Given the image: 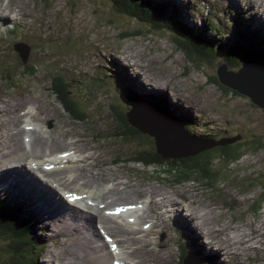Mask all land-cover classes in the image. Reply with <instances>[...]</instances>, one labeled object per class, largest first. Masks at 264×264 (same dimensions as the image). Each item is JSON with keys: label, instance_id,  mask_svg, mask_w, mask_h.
Segmentation results:
<instances>
[{"label": "rangeland", "instance_id": "374dc122", "mask_svg": "<svg viewBox=\"0 0 264 264\" xmlns=\"http://www.w3.org/2000/svg\"><path fill=\"white\" fill-rule=\"evenodd\" d=\"M12 1L10 6L13 9L22 3L28 4L27 8L33 18L32 22L30 21V25L22 29L21 33H26L27 29H29L32 36L41 45H38L36 48L33 44H30V51L26 49L29 52V60L24 65L19 61L20 57L17 59V53H14L12 49L14 43H20L17 38H22L18 33H9L12 29L9 23L0 27V91L18 94L17 87L7 86V80L2 78L5 75L16 82L19 81L18 83H20L22 89L26 88V83L30 84V87H34L39 81L49 83V86L43 89V96H45L48 93L47 89H51L53 81L55 80L54 84L56 85L57 78L61 77L64 83H66V85L63 84L68 97L75 100L80 108H87L88 120L86 124H77L64 120V126L59 123L56 128L62 129L63 132L67 129V132L64 133L68 136L84 137L92 147L99 150L103 149L106 144L107 147L103 149L101 155L108 152L120 153L124 157L122 159L124 161L130 158V153L134 155L138 152L137 148L139 149L144 146L132 141V136H126L125 140L121 137L117 139L112 134L120 130L119 128L125 123L123 121L124 117H126L127 111L131 108L128 101L125 104L120 90L116 94L114 88L117 84L128 96L129 94H137L148 99L149 97L147 96H157L164 105L159 104L169 108L176 115H183L185 112L192 115L195 118L194 127L196 130L194 133L197 136L204 131L206 134L212 133V135L219 138L242 136L241 142L244 143L260 141L259 143L262 146L255 148L257 149L256 151L250 148L244 150L240 146L239 141V147L244 150L245 154L242 157L243 159L233 164H227L223 159L217 160L214 165H207L205 171L202 170L203 172L198 169L196 174L191 175L190 181L180 182L179 184L176 182V175L170 177L161 169L145 168L139 163H126L125 167L122 166L123 163L116 165L113 163L115 158L109 155L100 162L103 165L98 172H102L105 175L115 174L121 177V182L124 185L120 189L125 194H131V190L125 188L129 179H131L132 184L138 182V185L141 183L161 184L169 191L178 194L176 198H178L177 203L181 207L182 214L191 215L195 212L189 206L190 199L188 198L194 197L195 201L199 202V208H214L213 215L209 218V223L214 232L217 233L216 230L222 229L225 224L229 225L223 232L225 237L223 235L217 236L216 233L211 236L209 228L207 231H204L199 226L200 221L196 220L197 222H194V218L189 215L187 220L193 222V227L186 230L190 233L188 234L189 239L187 241L182 237L184 234L183 230H180L181 224L175 218H172L168 224L172 228V231H169L167 227L159 226L160 223L158 222L156 228L159 230L152 238H155L156 249L163 250L164 252L165 259L161 264H176L180 260L181 251L176 244L178 237L175 233L179 236L181 235V241L185 243L188 251H192L190 243L196 250L202 251L205 254H219V264H264V242L255 234L258 230L264 234V225H261L264 222L261 220V217L264 216V112L261 109L253 107L245 98L231 96L226 90L219 91L218 88L207 82V78L215 76V67L220 61L217 60L216 63L215 61L211 63L202 62L196 68L192 67L191 64L193 63L171 42V35L170 37L168 35L167 39H160V37H165L166 33L162 32V34L155 37L156 34L135 30L138 26H144L129 19L128 21L124 18L125 16L110 11L106 0ZM165 1L167 2V0H163V2ZM174 1L176 6L173 9L182 14V19L189 28L198 30L203 27L204 30L205 20L206 22L212 20L216 23L219 20L218 23H223L219 29L224 30V33H227L230 38L233 33L232 27H234L231 24L232 13L240 11L246 18L254 16L253 9L248 11L245 3L248 2L254 6L258 4L257 0ZM4 2L7 4L8 0H4ZM153 3L159 4V2L155 1ZM80 5H84V7L79 10L77 7H81ZM49 6H53L52 9ZM58 7L60 10H55ZM255 9L257 11V6ZM258 9V13L261 14L260 17L263 16L264 9L260 10V7ZM35 10L40 11V14L35 15ZM55 11L57 12L55 13ZM79 13H85L86 19L84 14H81L80 17L83 21L78 22L77 28L75 23L78 20ZM95 15L98 21L97 25L95 24ZM49 19L52 20L50 26L53 27L50 30L40 25V22H48ZM80 22L86 25L85 28L79 26ZM108 23H114L115 25L110 28L108 27ZM103 26L106 27L101 29ZM119 28L124 30L125 36H129L128 32L134 30V32L138 31L141 33V36L120 39V34L116 31ZM206 35L211 36L209 33H206ZM212 35L214 36V34ZM229 37L222 38L218 41L217 45L224 44ZM13 39H15L14 42ZM18 50L25 51L24 48H18ZM129 56H133L134 58L128 60ZM33 57H35V64H39L33 70L37 72L26 74L28 77L22 79L20 72L16 68L21 72L25 68L27 71L31 70V66H33L31 59ZM139 65L145 66V69L138 68L137 66ZM247 65L251 64L247 63ZM104 66L108 67L106 68L108 72ZM127 66H132L135 71L127 68ZM4 67L6 68V72L3 71ZM239 68L240 64L235 63L234 65H230L229 70L237 72ZM12 69L16 70L11 71ZM147 76L155 77L163 85L162 90H154L153 85L155 84L152 80H147ZM94 79L103 82V88L99 89L100 84L99 82H94ZM30 87H27L29 88L28 90H30ZM37 87L38 85L35 88L36 91L38 90ZM61 89L63 90V88ZM103 89L107 92L113 91L115 94L108 93L105 95L101 92ZM32 91L31 89L30 93H27L25 97L31 103L36 104V96ZM50 93L48 104L57 107L58 112L61 114L63 111L61 105L58 103L56 96L52 92ZM111 97L114 100L110 114L108 104L111 102ZM152 113L154 116L157 115L156 112ZM63 117L65 119L69 118L65 113H63ZM2 122L3 119L2 121L0 119V128L5 130L4 123ZM49 126L50 128H54V121H51ZM44 131L49 132L46 128ZM96 133H107L108 137H102L97 142H93L91 136ZM43 136L49 137L50 135L45 133ZM65 139V136H59V140L65 141ZM26 140L25 143H27ZM172 141L174 144V139ZM62 144L59 143L57 145L60 146L56 148L57 151L63 148H72L68 141H66V144ZM46 145L50 151H52L51 149H55L53 148L54 144L51 146ZM193 145L200 146L201 143L198 141L194 142ZM146 150L149 151V149ZM124 153L125 156L123 155ZM134 158L135 160L133 159L132 161L142 162L138 158ZM104 162L109 164L104 165ZM120 168H123L124 171H120ZM204 172H207V176L211 179H213L215 173L219 174V176L217 175L213 180L209 181L211 185L207 186L208 180L202 178ZM125 175H128V179L125 178ZM212 184H215L213 191ZM138 185L134 186L137 187ZM106 187L113 189V182H108L101 186L102 189ZM93 191L95 190H84L88 194ZM59 194L64 196L63 192ZM113 196L119 203L125 204L119 195ZM16 197V202L9 201L10 205L13 206L15 205L14 203L19 204L21 197H30L28 200L31 199V196L27 197L24 195H17ZM116 199H114L115 202L117 201ZM229 214H232L231 218ZM45 218L48 222L50 219L52 220L49 217ZM42 219L43 217L40 218V220ZM163 225H166V223ZM195 227H200L202 235L198 234ZM40 228L45 230L44 225H41ZM242 231L247 233L246 239H256L252 250L244 249L240 252L224 250L222 252H215V247L217 246L214 245H216V242H220L226 237L240 235ZM58 235L55 229L54 234L45 231L38 239V242L42 244L38 250L40 254L38 259H42L41 263L61 264L62 261L56 256V252L60 253L62 251L61 244L56 243ZM205 238H207L208 243H210L209 238H211L212 242L207 244L204 240ZM200 245H202L201 248ZM97 249L100 250L99 248ZM127 251L129 250L125 248L122 258L125 261L129 260V262H132L130 261L132 258L126 254ZM71 255L74 254L69 253L67 257ZM104 255L106 254L104 253L103 257ZM195 260L204 264L197 259Z\"/></svg>", "mask_w": 264, "mask_h": 264}, {"label": "bare ground", "instance_id": "6f19581e", "mask_svg": "<svg viewBox=\"0 0 264 264\" xmlns=\"http://www.w3.org/2000/svg\"><path fill=\"white\" fill-rule=\"evenodd\" d=\"M11 1L9 2L11 3ZM257 1V6L264 8V0ZM27 5L22 3L13 9L12 6L5 5L4 0H0V25L9 23L14 33H18L22 38L20 46L25 50L29 47L26 48L22 44H33L36 48L38 45H41L38 40L31 42L28 29L26 33H21L22 29L30 25L33 18ZM53 6H49L50 9ZM246 6L251 8L252 4L247 2L245 3ZM55 10H60V8H55ZM36 14H40V11L35 10ZM3 15L7 16L3 17ZM77 19L75 24L78 28V22L83 21V19L80 16ZM51 22L52 20L49 19L48 22H40V25L50 30L53 29L50 26ZM208 25L212 33L221 39L222 36L217 32L212 20L208 22ZM79 26L85 28L86 25L80 22ZM235 31L236 28L232 27V32L234 33ZM237 33L243 35L240 31ZM139 66L145 69V66ZM16 69L20 72L22 79L28 77L23 73L27 71L26 68L23 72L18 68ZM16 69H12L11 71ZM149 77L153 82H158L155 77ZM7 80V86L17 87L18 94L0 91V119L1 121L3 119L2 123H4L5 128V130L0 128V180H2L0 184V196H6V192L9 190H13L17 195L19 193L29 195L32 198L30 201L33 203L31 206L26 202V199L29 198L21 199L25 205L36 213H39V221L43 223L46 221L45 217L52 218L53 221L48 219L49 225L57 230L59 234L58 240L63 242L61 245L62 251L60 253L56 252L57 258L62 261L61 264H107L112 254L109 249H104L101 242L103 238L104 240L110 239L112 240L111 244L117 245L116 252L119 251L123 254L124 249H128L129 251L126 254L132 258L130 261H137L132 264H161L165 259V255L163 250L156 249V243L153 242L154 238L152 236L157 231L156 223L151 218V211L155 210L158 212V221L161 215L168 219L178 216V219H175L183 224L184 229L190 227L192 225L191 220L181 217V207L177 203L178 198H176L178 194L169 191L161 184L141 183L138 185V182L132 184L131 179L125 185L126 189L131 190V194H125L120 189L124 185L121 182V177L115 174L105 175L102 172H98L101 169L100 162L110 154L106 153L101 155L103 149L107 147L106 144L103 149L99 150L92 147L84 137L68 136L64 133L67 132V129L63 132L62 129L56 128L59 123L64 126V120H69L77 124H86V119L79 117V120H76L71 115H68L69 118L65 119L63 117L64 111L60 114L57 107L50 106L48 101L51 93L43 96V89L47 88L49 83L39 81L34 87H30V84L26 83V88L22 89L20 83H18L19 81L16 82L10 78ZM61 82L64 83V80L61 79ZM64 84L66 85V83ZM37 85L38 90L36 91L35 88ZM155 86V90H162L163 88V86L158 84ZM27 87L33 90L32 92L37 100L36 104L31 103L25 97L27 93H30ZM118 90L121 89L118 88L117 92ZM147 100L152 105L150 100ZM51 121H54L55 127L49 130ZM26 123H33L35 126H39V128H32L30 126L31 124H28V128H26ZM45 128L49 130L48 134L50 137L48 140H45L43 137ZM190 129L194 132L196 130L194 126H190ZM60 135L66 137L65 141L59 140ZM24 136L30 138L29 147L25 145ZM102 137H108L107 133H96L91 136V139L93 142H97ZM228 139L230 140L231 138ZM66 141L70 143L72 148H63L57 151L56 148L60 147L57 145L59 143H63L62 145H64ZM45 143L50 146L54 144L53 148L55 149H51L52 151H50L47 149ZM140 149L146 148H137V151H142ZM65 153H67V156H64ZM123 155L125 156V153ZM243 155L236 157L234 160L236 162L240 161L243 159ZM134 156L130 153V158L124 160L122 166L125 167V163L133 160ZM120 161L115 160V163ZM106 164L109 163L104 162V165ZM120 171H124V169L120 168ZM125 178L128 179V175H125ZM108 182H113V189L105 191L101 186ZM134 185L138 186L135 187ZM90 189H94L96 192H91L89 197L84 190ZM60 192H63L67 199L66 201H68L67 203L60 196ZM113 195H119L120 199L125 202V207L122 208V212L119 214H116L115 211L121 207L111 208L115 205ZM69 197L74 199L70 200ZM77 198L81 199L78 200ZM188 198L190 199L189 205L195 211L193 212L194 215L191 216L200 221L199 224L204 231H207V228H209L211 230L210 235H215L216 232L213 231L209 223V218L212 217L214 208H199V202H196L194 197ZM70 203L74 206H71ZM108 212H112V214H107ZM229 215L231 218L232 214ZM40 216L43 217L42 220H40ZM261 218L264 220V216ZM149 222H153L152 227H150ZM96 224L99 225V229L103 230L101 236L98 233ZM181 225L180 229L182 230ZM228 227L229 225L225 224L222 229L216 230V235H223L225 237L223 232ZM22 231H26L25 228H22ZM188 234L189 232L185 231V239H188ZM198 234L202 235L200 232ZM255 234L264 242L263 233L258 230ZM246 237L247 233L245 231H242L240 235H235L234 237H226L222 241L216 242V245H214L217 246L215 250L216 252H222L224 250L235 252H240L244 249L252 250V247L255 246L256 239H246ZM206 239H204L205 242L210 244ZM189 245L192 247V251L189 252L193 253L195 248L192 244L189 243ZM69 253L74 255L67 257ZM104 253L106 255L103 257ZM117 255L120 254L117 253Z\"/></svg>", "mask_w": 264, "mask_h": 264}, {"label": "trees", "instance_id": "16d2710c", "mask_svg": "<svg viewBox=\"0 0 264 264\" xmlns=\"http://www.w3.org/2000/svg\"><path fill=\"white\" fill-rule=\"evenodd\" d=\"M153 1L159 2L158 0H111L113 10L117 14L136 20L154 29L165 30L160 29V27L167 28L172 34L174 45L193 62L198 61V64L202 62L210 63L221 58L229 66L235 63L243 66L248 63L264 67V33L254 32L245 25L236 24V31L233 33L232 39L229 40L230 44L218 46L214 40L207 39L204 32L189 28L184 23L182 14L177 10H171L167 7L161 8L159 4L153 3ZM154 25L159 28L154 27ZM206 27L207 29L210 28L209 25ZM239 31L243 35L237 33ZM120 38H123V36H120ZM207 82L211 83L209 78H207ZM122 95L127 100L130 99V95L133 99L138 97L135 94H129V96L126 94V97L124 93ZM133 99H130V101H134ZM149 100L155 101V104L166 112V107L163 106L162 101L155 97ZM63 106L65 111L73 115L74 119L85 118L84 112L81 111L82 113H79V110L77 111V103L75 101L70 100L67 105L63 104ZM123 121L128 125L126 117H124ZM185 123L188 124V122ZM134 134L135 132L131 131L118 132L116 135L126 138V136L134 137ZM259 142L252 141L250 146L255 148L262 146ZM248 143H240V146L245 149ZM146 146L150 148V145ZM241 147H239V144H236V146L218 147L206 151L196 158H188V160L184 161L163 160L155 152L154 145H151L150 151L134 155L142 161L145 168L161 169L170 177L176 175V182L179 184L182 181H190L191 175L197 173L198 169L205 171L206 166H211L217 157L227 163H231L236 157L244 154V150ZM218 152L220 154L214 156V153ZM25 206L27 207V205ZM22 228H25L26 231H22ZM36 233V221L33 212L27 213V211H23L19 204L10 205L7 199L0 201V264H38V250L42 244L36 241ZM214 261L213 258L210 259V262Z\"/></svg>", "mask_w": 264, "mask_h": 264}, {"label": "water", "instance_id": "95a60500", "mask_svg": "<svg viewBox=\"0 0 264 264\" xmlns=\"http://www.w3.org/2000/svg\"><path fill=\"white\" fill-rule=\"evenodd\" d=\"M116 31L120 36L125 35L122 28ZM187 59L191 61L188 57ZM23 60L26 62L25 56H23ZM191 62L193 63L192 67L196 68L198 61ZM209 80L211 85L218 88L219 91L226 90L231 96L245 98L253 107L264 112V68L246 64L237 72H233L229 70L226 62L220 61L215 67V76ZM152 112H156L157 115L154 116ZM128 119L132 128L155 141L157 154L166 161L168 159L184 160L194 157L204 150L224 147L240 140V137H237L228 141L208 142L206 145L194 146L193 143L196 140L187 134L182 125L167 118L154 107L142 103L135 104ZM172 139H174V144Z\"/></svg>", "mask_w": 264, "mask_h": 264}, {"label": "snow or ice", "instance_id": "6c2138e0", "mask_svg": "<svg viewBox=\"0 0 264 264\" xmlns=\"http://www.w3.org/2000/svg\"><path fill=\"white\" fill-rule=\"evenodd\" d=\"M70 200H73L74 198L69 197ZM108 243H111V240L108 241ZM112 251H116L115 245H112Z\"/></svg>", "mask_w": 264, "mask_h": 264}, {"label": "clouds", "instance_id": "9594fccd", "mask_svg": "<svg viewBox=\"0 0 264 264\" xmlns=\"http://www.w3.org/2000/svg\"><path fill=\"white\" fill-rule=\"evenodd\" d=\"M22 198V197H21ZM200 247H202V245H200Z\"/></svg>", "mask_w": 264, "mask_h": 264}]
</instances>
